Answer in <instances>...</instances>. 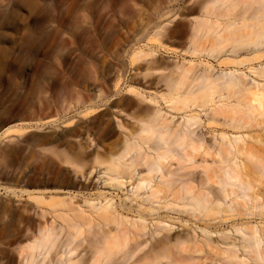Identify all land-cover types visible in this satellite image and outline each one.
Segmentation results:
<instances>
[{
  "label": "bare ground",
  "instance_id": "6f19581e",
  "mask_svg": "<svg viewBox=\"0 0 264 264\" xmlns=\"http://www.w3.org/2000/svg\"><path fill=\"white\" fill-rule=\"evenodd\" d=\"M188 11L183 30L168 36L231 70L214 76L211 62L203 70L169 66L141 50L132 59L144 64L119 100L99 112L79 96L88 121L43 142L37 168L45 186L65 173V189L84 195L99 181L110 197L33 198L38 216L49 218L8 232L0 264H264V195L255 191L264 160L243 133L264 125V0H197ZM121 85L98 86L99 102L118 96ZM152 86L167 109L183 113L180 122L145 94ZM108 116L120 133L105 145L113 133L98 118ZM251 140L264 146L263 138ZM14 158L12 177L22 169ZM174 221L184 223L181 234Z\"/></svg>",
  "mask_w": 264,
  "mask_h": 264
},
{
  "label": "rangeland",
  "instance_id": "374dc122",
  "mask_svg": "<svg viewBox=\"0 0 264 264\" xmlns=\"http://www.w3.org/2000/svg\"><path fill=\"white\" fill-rule=\"evenodd\" d=\"M196 1L0 0L1 242L8 232H17L25 223L37 226L48 220V216L45 219L38 216L42 206L36 204L35 197L55 193L72 194L79 199L83 196L93 199L98 194L110 197L109 187L96 179L84 195L65 189L68 182L65 173L58 177L57 183L53 181L55 186L43 185L46 181L37 168V157L43 142L70 135L82 123L85 119V109H80L82 101L88 102L91 97L97 103L94 109L101 112L112 100L126 94L129 81L137 78L136 69L144 64L133 61L136 52L153 53L147 59L157 63L193 65L198 70L211 62L214 76L231 70L206 57L187 53L185 41L168 36V30H183L182 26L192 16L188 9ZM106 81H120V94L112 96L108 103L99 102L97 89ZM154 88L145 94L157 98L163 117L180 122L183 113L167 109ZM208 112V108L201 112L202 125ZM189 114L193 112H186ZM105 119L98 118L114 134L105 142L108 145L118 140L120 131L110 116ZM243 133L248 135L244 136L245 142L254 151L258 149L264 160V146L259 147L251 140L264 139V125L253 126ZM13 158L22 161V169L14 177L9 174ZM60 169L67 171L66 167ZM255 177H258L255 191L264 195V176L261 185V177ZM174 224L175 234H181L183 228L179 226L184 223L174 221Z\"/></svg>",
  "mask_w": 264,
  "mask_h": 264
}]
</instances>
